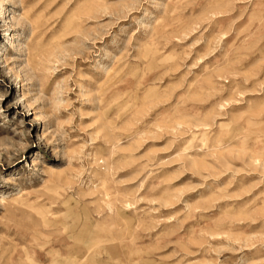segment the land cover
I'll return each instance as SVG.
<instances>
[{
    "label": "rangeland",
    "instance_id": "rangeland-1",
    "mask_svg": "<svg viewBox=\"0 0 264 264\" xmlns=\"http://www.w3.org/2000/svg\"><path fill=\"white\" fill-rule=\"evenodd\" d=\"M0 264H264V0H0Z\"/></svg>",
    "mask_w": 264,
    "mask_h": 264
},
{
    "label": "bare ground",
    "instance_id": "bare-ground-1",
    "mask_svg": "<svg viewBox=\"0 0 264 264\" xmlns=\"http://www.w3.org/2000/svg\"><path fill=\"white\" fill-rule=\"evenodd\" d=\"M4 11H5L4 13L7 14V9H6V8H4ZM8 15H9V14H7V17H8ZM27 18H28V17H27ZM31 23H32V22H31ZM36 46H37V45H36ZM37 47H38V46H37ZM37 49H38V48H37ZM73 256H74V255H73Z\"/></svg>",
    "mask_w": 264,
    "mask_h": 264
}]
</instances>
